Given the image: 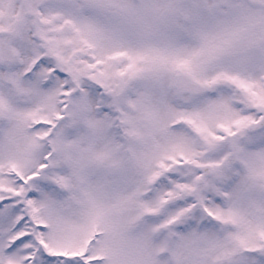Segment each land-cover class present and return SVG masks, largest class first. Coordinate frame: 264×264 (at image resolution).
Wrapping results in <instances>:
<instances>
[{
    "label": "snow or ice",
    "instance_id": "6c2138e0",
    "mask_svg": "<svg viewBox=\"0 0 264 264\" xmlns=\"http://www.w3.org/2000/svg\"><path fill=\"white\" fill-rule=\"evenodd\" d=\"M0 264H264V0H0Z\"/></svg>",
    "mask_w": 264,
    "mask_h": 264
}]
</instances>
